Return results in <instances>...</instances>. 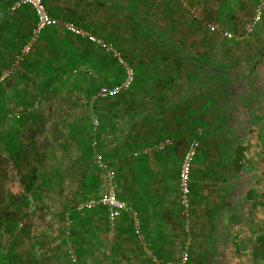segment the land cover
<instances>
[{"label": "crops", "instance_id": "crops-1", "mask_svg": "<svg viewBox=\"0 0 264 264\" xmlns=\"http://www.w3.org/2000/svg\"><path fill=\"white\" fill-rule=\"evenodd\" d=\"M257 2L187 0L184 6L174 0H45L55 21L44 33L45 40L52 37L60 49L68 40L63 24L72 22L113 41L135 69L130 91L99 101L98 87L92 84L87 100L100 119L98 135L112 161L109 165L123 163L119 196L139 212L148 246L163 260L177 262L188 243V264H264V8L254 32L245 36L244 30ZM7 7L0 2V72L18 52L16 46L7 56L10 43L21 46L34 24L28 6L15 12ZM225 31L242 38L226 39ZM77 44L67 45L70 62L75 54L78 61H86L85 55L93 49L85 39ZM46 58L39 59L46 64L45 72L55 65ZM106 60L92 59L105 83L98 86L119 82L123 75L116 62ZM51 74L46 72L42 82H52ZM32 80L38 83L41 76L32 74ZM5 84L0 86V142L18 137L19 128L8 118L15 121L16 104L22 106L17 96L23 103L28 101L25 89L20 94L19 87ZM34 89L39 99L42 86ZM193 137L200 148L191 167L186 232L178 200V169ZM166 139L172 144L157 151L156 145ZM143 148L147 155L134 158V150ZM8 155L0 143V156ZM3 163L13 168L12 159ZM2 167L0 172L7 176ZM12 193L18 196L24 189ZM28 211L22 208L16 215L20 228L30 225L33 217ZM128 219L121 215L116 225L129 223ZM87 229L92 235L78 239L92 242L82 264H152L138 243L109 227L106 212L102 220L80 222L78 231ZM18 240L10 251L13 255L32 264L40 263V256L45 264H53L46 250H39L42 245L37 240L21 235ZM2 241L0 256L8 255L6 236Z\"/></svg>", "mask_w": 264, "mask_h": 264}, {"label": "rangeland", "instance_id": "rangeland-1", "mask_svg": "<svg viewBox=\"0 0 264 264\" xmlns=\"http://www.w3.org/2000/svg\"><path fill=\"white\" fill-rule=\"evenodd\" d=\"M84 30L94 37H99L87 29ZM66 34L68 39L76 40V45L84 41V39L70 33ZM85 41L93 47V49L90 47L85 55L86 61H78L79 58L75 54L74 58L71 59L72 65L68 70L69 74L65 76V79L55 78L52 82H48L45 93L38 92L39 99L34 93V86H39L38 83L41 80L34 83L30 78L27 84L15 81L9 83L15 85L16 88L18 86L20 94L21 90L25 89L28 101L23 103L18 100L20 95L17 96L16 100L22 106L19 108L16 104L15 121L11 117L8 118L16 124V128H19L18 137L22 140L20 149L22 155L17 160H13V168L10 167V163H3L5 160L10 161L9 155L7 159L0 156V168L3 165L2 169L5 172L7 171V176L0 172V194H3L6 199L5 203H0V207L6 205L5 211H15L17 213H20L22 208L26 212L29 208H33V212L28 211L33 218L30 225L24 226L25 231L21 236H28L37 240L42 245H39V250H46L48 256H51L53 264H80L76 259L75 246L70 241V234L79 230L80 221L78 219L81 217L87 218L88 215L93 214V211L72 216V214H75L72 209L82 199L99 193L103 174L94 161L97 152H101L106 162L111 161L100 145L98 135L100 129H102L100 119L99 126L94 127L92 124L91 120L95 109H92V105V108L88 105L87 94L90 92L92 84L95 87H98V84H105L100 81L101 76L98 68L92 65L93 57L101 60L104 56L106 62L108 58L113 62L114 60L94 43L88 40ZM105 42L112 43L116 49L118 48L113 41ZM7 54V56H10L9 53ZM119 68L121 67L119 66ZM51 85H55L54 92L51 91ZM81 88L84 90L82 91ZM64 90L66 93L62 94ZM111 99L113 97L97 100L109 101ZM34 104H36V107L29 111V107ZM96 110L99 111V108H96ZM24 116L28 117L22 119ZM30 126L34 127L30 128ZM93 140L98 142L97 148L91 146ZM106 148L108 152L109 148L107 146ZM164 148L166 147L162 149ZM159 150L160 148H157V151ZM147 152L146 148L134 150L133 157L137 159L144 158ZM119 164L114 165L115 169L112 167L118 182L120 181L119 175L123 173L120 168L123 163ZM16 172L23 177L21 181ZM118 185L120 188L121 181ZM20 187L24 189V193H17L18 196H15L12 192L16 190L19 192ZM14 199L19 202L18 206H10V204H13ZM67 213L72 219V224L69 227L64 218ZM14 228L17 232L20 230L17 220ZM86 233L92 235L93 231L90 230ZM20 240H23V238ZM39 260L41 261L37 264H45L44 258L39 256ZM2 264L32 263L19 257L15 262H12L9 258V261L6 260Z\"/></svg>", "mask_w": 264, "mask_h": 264}, {"label": "built area", "instance_id": "built-area-1", "mask_svg": "<svg viewBox=\"0 0 264 264\" xmlns=\"http://www.w3.org/2000/svg\"><path fill=\"white\" fill-rule=\"evenodd\" d=\"M181 5H186L187 0H174ZM28 6L34 15V24L31 26L26 40L23 42L18 52H16L12 60L7 66L0 72V86L10 80L18 70L21 62L32 52L36 46L41 34L46 29L50 28L54 24L53 17L49 14L45 0H12L7 10L9 12H15L16 10ZM264 8V0H258L254 7V12L250 20L245 24V36L254 32L256 26L260 22L262 16V10ZM64 32L70 33L76 37L88 40L91 43L97 45L101 50L107 53L122 69V78L119 82L110 85L98 86L96 90V99H105L110 97L118 96L119 94L130 90L129 88L134 83L135 73L133 68L126 62L121 51L116 49L112 43L105 42L102 38L94 37L88 31H85L78 25L66 22L63 24ZM223 36L226 39L239 41L242 36L234 35L231 32H223ZM35 106V105H34ZM36 107V106H35ZM92 108V106H90ZM97 116H92V124L94 127L99 125ZM201 133L200 129H197V134ZM172 141L169 139L159 142L156 147L162 149L163 147L170 146ZM92 147H97L98 142L93 140L91 143ZM199 147V141L196 138H192L186 145L185 150L182 154L179 169H178V189H179V204L181 206V214L186 217L185 231H189L188 215L190 211V174L193 161L196 156L197 149ZM94 161L101 170L103 177L100 184L99 193L86 197L79 201L73 206V212H83L94 210L97 207H103L106 211V218L110 228L116 226L117 219L122 215H128L133 230V235L136 242L148 255L152 264H188L189 253L187 250V244H184L183 249L180 252V256L177 262L166 261L160 258L155 252L149 248V244L145 238L142 230V223L139 212L130 204L122 200L118 194V184L114 170L112 166L106 162L101 152H97ZM65 223L68 225L72 224V219L69 213L65 214ZM188 240V239H187ZM263 253H264V235H263ZM264 255V254H263Z\"/></svg>", "mask_w": 264, "mask_h": 264}, {"label": "trees", "instance_id": "trees-1", "mask_svg": "<svg viewBox=\"0 0 264 264\" xmlns=\"http://www.w3.org/2000/svg\"><path fill=\"white\" fill-rule=\"evenodd\" d=\"M11 1L12 0H0L1 3L4 2V4H8V6L11 4ZM47 30L48 29H46L45 31L42 32V34H41V36H40V38H39V40L37 42V45L32 50L33 52L30 53L31 55L30 56L28 55L21 62L19 67H20V69L22 68L21 69L22 73H21L20 70L17 71V73L13 76V78H11L10 80H8L6 82V84H5L6 86L9 83H11V81H15L14 79H17V81L20 82V83L27 84L29 82L30 78L32 80V74L34 76L35 75L36 76L40 75L41 76V81L38 80L39 81L38 85L42 86V89H40L41 92H39V93L43 94L42 92H44V90L46 91V88H47V84L45 82H42V78H43V76H45L44 74L46 72H47V75H48L49 72H51L52 74L50 76H52V78L54 80L55 78L59 77L60 75L65 74L69 70V67H67V64L70 63V65H71V62L68 61V58L71 56V51L67 49V45H69L71 47H75L76 46V40L70 38L67 41H64L63 46L59 49L57 47V45L59 44L58 41H56V40L53 41L52 37H50L48 41L44 39L43 35H44V33ZM77 39H80V38H77ZM22 42H24V41H22ZM22 42H21L20 45L23 44ZM16 46L18 47L17 50H19V48L21 47V46H18V44L16 45L14 42L10 43V47L8 49L9 54H11V52H14ZM15 53L16 52H14V54ZM122 55H123V53H122ZM44 56L47 57L45 59V60H47V63L49 61L50 62L53 61L55 63V65H53L51 67H48L49 70H47L46 72H45L46 64H44L41 61L39 62V59H42ZM123 57H124V55H123ZM124 59H125V57H124ZM35 61H37V63ZM126 62L133 68V66L127 60H126ZM64 67H66V68H64ZM32 68H34V69H32ZM133 70H134V73H135V69L134 68H133ZM135 78H136V73H135V77H134V83H135ZM39 86H37V87L39 88ZM25 114L27 115V112ZM26 117H28V116H26ZM26 117L24 116V117H22V119H26ZM5 139H6V142H2L1 141L0 143H2V145L5 146L8 149V153L10 155V158L12 160H17L18 158H20L21 157L20 155H22V153L20 152V149L22 147L21 146L22 145L21 138L17 137V138H15V141H8V138H5ZM199 148H200V143H199V147L197 149L196 154L198 153ZM0 195H1L0 196V203H5L6 199L3 197V194H0ZM11 205L12 206L13 205H17L18 206L19 202L14 199L13 204H10V206ZM91 211H93V214L88 215L87 218H83V217L80 216L81 218L78 219V221L83 223L86 220L88 222H92V218H97L98 220H102L103 218H105V212L106 211H105V209L103 207H97L94 210H90V211L75 212V214H72V216H75V215L78 216V215H80V214H82L84 212H91ZM22 213L25 214V212H23V211H22ZM16 215H17V212H15V211L14 212H8V211H5V210H0V224L3 226V228L0 230V239H1L0 241H2L3 236H6L7 242H8V251H9L8 255H1L0 256V264H2L3 262H6V260L9 261V258L12 260V262H15L19 258L18 256L13 255L11 252H12L14 246L16 245L18 235H21L25 231V227L22 225V227L20 228V230L18 232L15 230L14 227L16 226V219H17ZM122 215H126V214H122ZM128 220H130V219H128ZM126 222L127 221H125L124 224ZM17 223H19L18 219H17ZM124 224H120L119 226L117 224L115 226V229L117 228V230L121 234L126 235L129 239L132 238V240H134L136 242L135 237L133 235V230H132V226H131L130 221H129V223H126L125 225ZM99 230L100 229L98 228V230H96L95 232H99ZM142 230H143V227H142ZM89 231H90V229H89ZM89 231L87 229V230H84V233H81L80 231L77 230V232L73 231L70 234V241L75 246V251H76V254H77V257H78V261L81 264L83 263L82 260H83V258L85 256L84 253H85V251L87 252V248H89V246L91 245L92 242L91 243L87 242V241L86 242H78V239L80 237L81 241L85 240L86 239L84 237L85 233L89 232ZM143 233H144V230H143ZM15 240H16V242H15Z\"/></svg>", "mask_w": 264, "mask_h": 264}]
</instances>
